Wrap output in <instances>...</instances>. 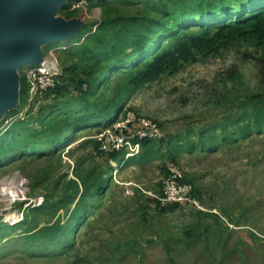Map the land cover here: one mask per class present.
<instances>
[{
  "label": "rangeland",
  "instance_id": "1",
  "mask_svg": "<svg viewBox=\"0 0 264 264\" xmlns=\"http://www.w3.org/2000/svg\"><path fill=\"white\" fill-rule=\"evenodd\" d=\"M96 1L65 0L51 8L53 19L77 22L79 28L68 40L40 47L45 58L53 51L64 70L65 85L54 100L56 107L26 126L25 136L8 134L7 120L2 123L19 103L6 112L0 120V145L20 136L30 142L44 140L43 121L60 120L59 113L69 109L77 113L86 90L80 81H86L89 71L81 50L86 38L102 21L120 14L145 15L152 4V0H107L105 5ZM65 7L73 12L72 18L63 16ZM24 71H16L19 87ZM113 72L104 75L98 88L106 91V78ZM96 75L93 71L89 78ZM259 95L264 99V44L238 40L215 55L198 54L181 62L158 81L134 90L108 126L77 127L59 142L20 148L15 157L0 162V264H264V136L207 153L180 146L189 130L197 133L210 123L234 117L241 105ZM28 100L27 94L17 117L24 118L31 110ZM66 101L71 103L63 106ZM128 116L135 118L131 124L139 120L155 124L165 141L154 148L158 156L117 166L100 151L124 148L127 158L140 150L128 135L119 133L132 131L129 124L121 126ZM173 137L174 151L166 144ZM172 160L176 165L170 164ZM170 166L194 184L197 206L163 208L160 187ZM79 175L103 182L98 194L94 189L86 194L81 214L71 215L76 200L68 211L30 213L40 227L60 220L66 230L71 228L58 242L28 244L22 227L16 232L10 228L30 209L45 201L56 203L63 195L58 182L77 180Z\"/></svg>",
  "mask_w": 264,
  "mask_h": 264
},
{
  "label": "trees",
  "instance_id": "2",
  "mask_svg": "<svg viewBox=\"0 0 264 264\" xmlns=\"http://www.w3.org/2000/svg\"><path fill=\"white\" fill-rule=\"evenodd\" d=\"M96 2L107 4V0ZM119 2L125 3L126 0ZM146 2L143 4L147 5ZM64 11L63 16L66 19L72 18L73 12L68 7H65ZM149 11L142 16L120 14L112 20L106 19L96 32L86 38V44L81 46L86 57V67L89 68L86 81H80L82 86L86 83V90L82 91L84 103L76 109L77 113L73 114V109H69L65 113H59V117H63L60 120L50 124L43 121L40 132L47 134L44 140L30 142L23 136L29 132L26 126L37 121L40 116L44 117L48 112H52L56 107L54 100L65 85L64 70L57 84L44 93L43 103L34 113V107L31 106L27 116L22 119L17 115L27 96L28 86L23 75H20L18 108L12 113H7L2 123L13 118L7 123L8 134L19 132L23 136L14 140L6 137L5 143L0 145V162L15 157L20 148L36 149L48 143L59 142L66 132L74 128L112 124L117 120L116 113L127 95L147 83L158 81L167 70L177 67L181 62H189L198 54L215 55L238 40L250 39L264 44V0H152ZM93 71H96L97 75L90 79ZM109 71L114 72L106 78L109 84L106 91H103L98 86ZM70 103L71 101H66L61 104L65 106ZM240 108L242 110L238 115L210 123L197 133L189 130L187 135L181 138L180 146L189 152L207 153L220 147L235 145L248 137L264 136L263 97L255 96ZM129 126L132 128L131 132L124 133L119 130V133L128 135L129 142L138 145L140 150L135 155L126 158L124 148L100 151L115 159L117 166L130 161L140 164L158 156L154 148L165 141L163 134L160 137H134L137 130L145 128L138 122L129 123ZM174 139L175 137L166 141L172 151L176 150L177 146ZM170 164L176 165L174 160ZM164 173L167 176L169 168H165ZM87 175L91 176L89 173ZM88 176L79 175L77 180L59 181L63 195L56 203L45 201L42 206L30 209L22 221L10 228L16 232L22 227L23 239L28 244L58 242L71 228L66 230L60 220L40 227L31 220L30 213L50 209L56 212L61 208L68 211L76 200L71 215L78 216L83 212L81 210L85 206L86 194L91 189L96 192L94 194H98L103 187L102 181L90 182ZM180 183L190 185L192 197L198 198L192 182L181 179ZM178 205L181 204H166L163 208L171 209Z\"/></svg>",
  "mask_w": 264,
  "mask_h": 264
},
{
  "label": "water",
  "instance_id": "3",
  "mask_svg": "<svg viewBox=\"0 0 264 264\" xmlns=\"http://www.w3.org/2000/svg\"><path fill=\"white\" fill-rule=\"evenodd\" d=\"M64 1L0 0V120L19 103L16 71L41 63L42 45L78 33L77 22L65 23L51 16V8Z\"/></svg>",
  "mask_w": 264,
  "mask_h": 264
},
{
  "label": "built area",
  "instance_id": "4",
  "mask_svg": "<svg viewBox=\"0 0 264 264\" xmlns=\"http://www.w3.org/2000/svg\"><path fill=\"white\" fill-rule=\"evenodd\" d=\"M23 72L25 81L28 86V104L36 109L41 103H43L44 93L54 87L58 79L62 76V69L58 65V62L50 51L47 58L43 57L42 62L36 65H30L29 67H24ZM23 68V69H24ZM20 89V87H19ZM29 107V108H30ZM22 115V113H20ZM20 117V116H19ZM22 117V116H21ZM20 117V118H21ZM13 119V118H12ZM12 119L7 121L10 122ZM22 119V118H21ZM133 118L129 116L122 122L121 126L125 127L126 124L134 121ZM140 124L145 128L137 130L134 133V137L144 138L146 136L150 137H160L159 129H157L155 124L146 122L144 120H139ZM120 126V125H119ZM120 141L122 139H119ZM136 150H138V145H135ZM119 149V148H117ZM136 154V153H134ZM132 154V155H134ZM176 167L169 168V174L162 180L161 195L159 201L163 204L179 203L181 205H192L197 206V201L192 197V187L188 184H181V173Z\"/></svg>",
  "mask_w": 264,
  "mask_h": 264
}]
</instances>
